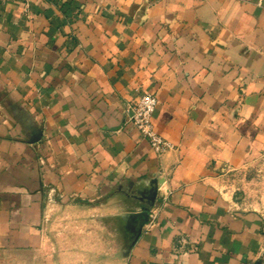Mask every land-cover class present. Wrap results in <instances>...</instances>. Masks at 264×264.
I'll list each match as a JSON object with an SVG mask.
<instances>
[{
	"label": "crops",
	"instance_id": "0c3cea01",
	"mask_svg": "<svg viewBox=\"0 0 264 264\" xmlns=\"http://www.w3.org/2000/svg\"><path fill=\"white\" fill-rule=\"evenodd\" d=\"M141 93L162 154L126 122ZM253 181L264 0H0V250L103 256L75 235L50 243L65 210L125 234L113 264H264V211L238 192Z\"/></svg>",
	"mask_w": 264,
	"mask_h": 264
},
{
	"label": "rangeland",
	"instance_id": "374dc122",
	"mask_svg": "<svg viewBox=\"0 0 264 264\" xmlns=\"http://www.w3.org/2000/svg\"><path fill=\"white\" fill-rule=\"evenodd\" d=\"M253 182L248 187V190L246 189V193L238 191L243 195L241 202L249 208L255 207L264 211V185L262 183L256 184V181ZM101 225L104 226L105 231L97 232L96 227L102 228ZM69 226H78L79 229L76 233H67L66 229ZM114 227L112 220L105 219L104 222L100 220L95 221L94 216H74L65 210L57 212L50 219L47 218L45 222L46 237L50 239V243H54L56 238L65 239L67 236L75 235L77 236L76 240L79 242L82 239L87 241L89 245L97 244L100 247L99 252L104 255L98 258L95 254H90V256L82 258L85 260L83 264H113L111 263L112 259L109 258L113 250L112 248L117 247L119 243L122 246L126 241L125 234L122 232L118 235L113 231ZM52 228L53 230L57 229V234L52 231ZM80 236L84 237L81 238ZM85 237L88 238L86 239ZM101 246H104V248L102 249ZM84 251L82 255L85 254ZM49 253L48 241H46V248L41 249L36 254L0 250V264H67L64 261L52 259Z\"/></svg>",
	"mask_w": 264,
	"mask_h": 264
},
{
	"label": "built area",
	"instance_id": "2783aa9c",
	"mask_svg": "<svg viewBox=\"0 0 264 264\" xmlns=\"http://www.w3.org/2000/svg\"><path fill=\"white\" fill-rule=\"evenodd\" d=\"M157 106V100L149 93H141L134 104L127 107L126 122L131 123L149 142L152 150L162 154L173 148V145L155 131L151 118Z\"/></svg>",
	"mask_w": 264,
	"mask_h": 264
},
{
	"label": "water",
	"instance_id": "95a60500",
	"mask_svg": "<svg viewBox=\"0 0 264 264\" xmlns=\"http://www.w3.org/2000/svg\"><path fill=\"white\" fill-rule=\"evenodd\" d=\"M38 137L33 140V142L37 141ZM157 195V182L156 180L153 181V185L149 188L147 195H146V200L144 201L145 204V209L142 212L137 213L140 218H142V225L148 222L149 220V211L154 205L155 199Z\"/></svg>",
	"mask_w": 264,
	"mask_h": 264
}]
</instances>
